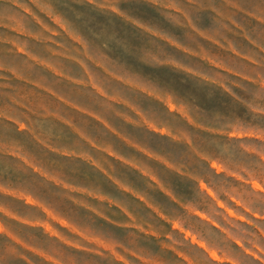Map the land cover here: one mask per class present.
Wrapping results in <instances>:
<instances>
[{
  "label": "rangeland",
  "instance_id": "1",
  "mask_svg": "<svg viewBox=\"0 0 264 264\" xmlns=\"http://www.w3.org/2000/svg\"><path fill=\"white\" fill-rule=\"evenodd\" d=\"M0 264H264V0H0Z\"/></svg>",
  "mask_w": 264,
  "mask_h": 264
},
{
  "label": "crops",
  "instance_id": "2",
  "mask_svg": "<svg viewBox=\"0 0 264 264\" xmlns=\"http://www.w3.org/2000/svg\"><path fill=\"white\" fill-rule=\"evenodd\" d=\"M71 60H73L74 62H73V64L74 65H76V67H78L79 69H80V72H82V74H84V75H86L87 77H88V80H89V71H88V69H86V65L84 64V62L81 60V59H78V58H72ZM40 61H43L42 59H40ZM75 61L77 62V63H79L81 66H79V64H76L75 63ZM50 68H52V70L50 69ZM84 68V69H83ZM49 71V72H48ZM48 73H55L54 71H55V67L52 65V67H48ZM59 75V74H58ZM56 77H60V76H56ZM71 78V76L69 75V78H67V79H70ZM86 81H87V78H86ZM50 92H52V93H56L54 90L53 91H50ZM80 110L81 111H83V112H86L85 111V109H82V108H80ZM92 115H94L93 113H91ZM110 126V125H109ZM113 131H115L118 135H120L123 139H125V140H127L126 138H124L119 132H118V130H116V129H112ZM86 138V140L87 141H89L90 142V144L92 145V147L91 146H89V144H87L86 145V147L87 148H89L90 147V149L92 150V151H94L95 149H94V147H98V148H100V149H105V147H101L100 145H98V144H96V141L95 140H93L92 138H90V137H88V136H86L85 137ZM128 141V140H127ZM115 152V151H114ZM110 154L109 155H116V156H120L119 155V153H117L116 152V154L115 153H113V151H110L109 152ZM80 156H83V157H86V158H90V159H94V155H92V154H88V153H82V154H80Z\"/></svg>",
  "mask_w": 264,
  "mask_h": 264
},
{
  "label": "trees",
  "instance_id": "3",
  "mask_svg": "<svg viewBox=\"0 0 264 264\" xmlns=\"http://www.w3.org/2000/svg\"><path fill=\"white\" fill-rule=\"evenodd\" d=\"M214 87H217V86H214ZM218 90H220V88H217ZM227 94V93H226ZM228 95V94H227Z\"/></svg>",
  "mask_w": 264,
  "mask_h": 264
}]
</instances>
